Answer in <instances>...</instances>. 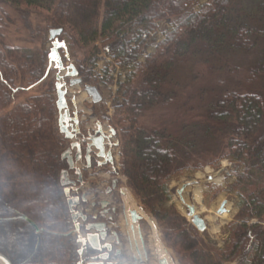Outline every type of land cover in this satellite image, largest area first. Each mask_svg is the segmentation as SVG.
Instances as JSON below:
<instances>
[{
  "label": "trees",
  "instance_id": "1",
  "mask_svg": "<svg viewBox=\"0 0 264 264\" xmlns=\"http://www.w3.org/2000/svg\"><path fill=\"white\" fill-rule=\"evenodd\" d=\"M6 7L25 17L46 13V27L33 32L37 36L43 29L38 54L7 43ZM164 23L173 28L166 30ZM53 28H62L58 37L69 43L72 56L93 46L77 60L84 82L113 83L107 66L102 77L93 75L100 52L129 68L113 99L121 170L182 264H264V0H0V154L33 155V175L41 182L39 199L12 201L0 193V253L12 264L78 262L58 182L67 163L51 144L54 79L46 83L48 90L18 101L46 75L50 54L44 44ZM161 31L164 38L158 40ZM151 45L155 49L149 52ZM241 53L253 55L248 82L263 90L226 89L202 99V124L141 122L145 111L179 100L169 87L178 65L191 58L230 60ZM224 158L235 166L230 188L240 189V209L220 247L200 236L176 208L169 182L208 165L218 167Z\"/></svg>",
  "mask_w": 264,
  "mask_h": 264
},
{
  "label": "rangeland",
  "instance_id": "2",
  "mask_svg": "<svg viewBox=\"0 0 264 264\" xmlns=\"http://www.w3.org/2000/svg\"><path fill=\"white\" fill-rule=\"evenodd\" d=\"M204 1L205 0H200V2ZM196 7H198V5H196ZM6 9L9 20L5 32L7 43L21 47L25 53H28L29 55L38 54L39 48L42 46L41 43L43 29L38 30L37 36H34L33 32L38 28L46 27V22L44 21L46 18V13H44L43 16L38 12H33L30 16L25 17L21 13H18L9 7H6ZM163 27L166 30H170L173 28V25L170 23H164ZM45 34L46 30L44 28V37ZM163 38L164 32L161 31L158 34V40ZM53 41L54 40L51 39L47 41L46 44H44L45 48L49 51V54L53 48ZM57 41L62 44V46L59 47L57 55L61 56L63 66L61 67V65H58L59 60L57 58L55 60H50L48 70L42 81L29 86L25 91L24 96H22V98L18 101H23L30 96L40 93L41 91L48 90L46 83H48L49 80L53 78L55 88L56 83L60 82L64 89L68 92L67 101L68 107L70 109V115L73 118L74 113H77V116L80 120L79 126L81 125L83 128L82 130L87 129L89 126L92 130L98 129V123L100 121L103 126L101 130H105L107 135L111 134L109 126L115 127L113 124V120L116 117L113 99L117 92V83L118 80L124 79L129 68H122L111 57H108L105 53L100 52L98 54L99 60L93 69V75L96 76L98 74L102 77L105 74L103 72L104 68L107 66L110 70L109 75L113 77L112 84L109 83L105 85L103 82H100L97 86L91 82H84L82 76L79 75L77 67V76H66L68 75V72L72 71L70 65L74 64L76 66L77 60L83 58L84 55H89L90 52H92L93 46L82 49L78 48L77 55L72 56L70 51L71 49L68 45L69 43L64 41V39L61 37H57ZM97 45L100 47V44ZM154 49L155 46L151 45L148 48V51L152 52ZM66 53L69 54L68 59L66 57ZM143 58L144 57L142 56L141 60H143ZM252 58L253 55L241 53L236 56L229 57L230 60L223 59L222 61H219L213 60V58H210L209 60L191 58L189 62L178 65L174 70V80L169 87L177 91L179 100L167 107H156L155 109H149L145 111V114L141 117V122L144 125H157L159 121H164L168 124L172 123V125L178 126L185 123H191V125L202 124L205 118V111L202 109L204 100L202 99L221 93L226 89H237L243 91L247 89H254L255 87L257 89L263 90L259 83L249 84L248 82V70L249 66L251 65ZM58 75H61L62 78L58 79ZM77 77L82 78L81 83L71 85L70 80L76 79ZM106 80L109 81L108 77H106ZM86 85L96 86L99 89L103 96V99L100 103H93L91 95H89L85 88ZM54 94V99L57 101V88L55 89ZM73 100H75V103H73ZM59 115L60 113L57 107V112L54 119L55 135L51 140V144L54 146L56 151L61 153L66 150L73 141L70 138H66L60 131L58 123ZM69 124L72 127L76 126L74 120H70ZM113 136L114 142H119L117 133H115ZM213 144V142L209 143V145L212 146ZM111 148L114 151L117 159V164L115 165L118 166V168H116V172L113 174L116 176V178H118L119 183L115 191L117 200L116 202H109V206L112 203H115L121 209V214L116 217L113 222L120 223L117 230L119 231V234L120 231L123 234L120 235V237L122 242L126 243L125 248L127 247V251H131V253H133V250H130L131 244H128L127 242L129 233L126 225L124 224V217L122 214L123 195L121 196L119 191L123 188L128 189L133 197L136 198L135 201L137 206L144 213L143 218L138 221V225L144 238L146 255L143 249L144 258L141 259V261L138 260V264H160V258L157 256L155 247L153 245L154 228L156 229L163 245L171 254L174 263L182 264L176 251L165 241L162 229L158 225L157 221L143 208L140 198L129 186L127 177L121 170L120 146L115 144L112 145ZM31 156L30 154L19 152L18 150H12L10 152H3L0 154V193L6 197L8 196L10 199H12V201L18 199L25 200V198L28 196H31L32 199L35 197L39 199L38 196L41 192V182L33 175V159ZM77 165H80V163ZM110 170L111 167H107V170H105L104 173H109ZM60 171L58 172V182L60 183L63 190V198L65 203L68 206L67 196L64 193V189L67 187L69 188V191H73V193L69 194V197H75L77 195L80 197L79 204L73 207L74 211H80L89 215L85 221L79 217L82 219L81 222H84L83 224L81 223V229H83V231H78L68 206L69 217L71 220L69 233L76 240L77 248L79 250L80 247H83V244L78 240V238H80V235L83 236L86 233H89L86 229V225L90 222L98 220L97 217L99 215H95L98 214L96 210H98L100 206L95 207V204L93 203L95 199L93 198L98 196V201H101L102 203L105 199L113 200V196L111 195L114 194L100 193V191L98 193L96 191H90V189L88 190V188H86L84 185H79L77 187V184H68L63 186L60 181ZM234 171L235 166H233V164L228 159L224 158L221 160L218 167L208 165L203 170H198L196 172H186L176 176L169 182L172 202L175 204L176 208L188 219V221L192 223L191 218L188 216L187 204L193 205L196 211L201 215V217L205 219L206 222V228L204 230H199L194 225L197 228L200 236H202L208 242L215 243L220 247H223L225 242L228 240L229 232L227 230V226L236 219L240 209V189L230 188L231 183H233L236 179ZM70 177L77 179V176L73 172L70 174ZM87 182L90 183V181ZM109 183L110 181L108 180H100L99 183H97L96 188L104 189L106 184ZM184 184H186V186H184ZM183 186L184 188H182ZM80 188L84 191L85 189L86 191H90V193L87 194L90 199L82 200V197L86 196V194L79 192ZM101 212L104 214V216L102 215L103 217L106 219L108 217L109 219L111 214L102 209ZM108 219L107 221H109ZM100 220H102V217H100L98 221ZM262 220L264 224V218ZM252 221L255 222L257 219L254 218ZM85 238H87V236ZM134 253L136 252L134 251ZM94 256H97L96 260L99 259V252L89 248L88 245V247H84L82 253H79L77 264H79V262H81V264H90V261H94ZM129 256L130 257L123 255L122 257H118L119 260H117V258L115 259L117 262L123 264H134V255ZM111 262L112 261L108 260L103 261L104 264H111ZM225 264H236V262L227 261Z\"/></svg>",
  "mask_w": 264,
  "mask_h": 264
},
{
  "label": "water",
  "instance_id": "3",
  "mask_svg": "<svg viewBox=\"0 0 264 264\" xmlns=\"http://www.w3.org/2000/svg\"><path fill=\"white\" fill-rule=\"evenodd\" d=\"M61 33H62V28H53L50 31V38L55 39ZM61 46H62V44L60 42H58L57 40H54L53 48H52V51L50 53L51 60L56 58V55L58 54V51H59L58 49ZM59 59H60V56H59ZM60 65L63 66L62 61H60ZM70 68L72 69V71L67 73L68 76H76L78 71H77L75 65L71 64ZM60 78H61V75H58V79H60ZM81 81H82V79L80 77H77L76 79H71L70 83H71V85H75V84L81 83ZM56 88H57V95H58L57 107H58V110L60 113L59 120H58L59 128H60V131L65 134L66 138L71 139L74 137V134L68 130L67 119L70 116V109L68 107V102H67V97H66L67 91L65 89H63V86L60 82L56 83ZM85 88H86L87 92L89 93V95H91L93 102L97 103V102H100L102 100V98H103L102 94L100 93L99 89L96 86L86 85ZM74 102H75V100H73V103ZM73 120L77 126L76 132H79L80 127H79V119H78L77 113H74ZM100 125L101 124L99 123V126ZM113 132L115 133L114 130H113ZM96 140H97L99 146H103L102 145V137H98L94 141L96 142ZM77 144L78 143H76V142H72L71 146L73 147V145H77ZM79 147H80V145H79ZM70 151H71V148H67L61 154V157L66 158L67 162H68V168H64L60 172V181H61V184L63 186L75 183L74 180H71L69 178V170L75 169L74 160L79 159L81 157V149L80 148H78V153L75 156V158L72 157V155L70 154ZM89 151L90 150L87 149L86 157H87L88 161H89ZM76 171H79V170L76 168ZM184 186H186V184H184ZM184 186L182 188H184ZM64 193L67 196V202H68V206L70 208V211L72 213L73 221L76 223L79 217H81L84 221L87 220L86 214H84L83 212H80V211H74V209H73V207L80 202V199L78 197H69V188H67V187L64 189ZM82 200H85V198L82 197ZM183 201H184V199H183ZM101 204H102V206H105L107 204V202L103 201ZM187 207H188V216L191 218L192 223L199 230H204L206 228L205 219L203 217H201V215L196 211V209L193 205L187 204ZM131 216H132V220L134 222H136L142 218V215L138 214L137 211H135V210L131 211ZM105 226H106L105 222H90V223H88L86 225V229L89 230V233L87 234V238L81 239L82 243L83 244L89 243L91 245V247L95 250H102L103 248H106L108 251L112 250V245L110 243H105V244L101 245V239H105L107 236V231L105 229ZM76 227L80 228L78 223H76ZM93 228L97 231L96 233L91 232V229H93ZM141 237L143 239L142 234H141ZM79 252L81 253V250H79ZM108 257H109L108 252L102 253L100 255V258L103 260H106ZM0 262H2L3 264H12L10 259H8L2 253H0ZM102 263H103L102 261H99L97 263L96 262H90V264H102ZM159 263L160 264H167V260L166 259H160Z\"/></svg>",
  "mask_w": 264,
  "mask_h": 264
},
{
  "label": "flooded vegetation",
  "instance_id": "4",
  "mask_svg": "<svg viewBox=\"0 0 264 264\" xmlns=\"http://www.w3.org/2000/svg\"><path fill=\"white\" fill-rule=\"evenodd\" d=\"M70 120H73L71 115L68 117L67 121L69 122ZM102 127L103 126L100 125L98 129L92 130L89 126L87 129L82 130L83 128L80 125L79 132H76L77 128L72 129V133L74 134V139H75L74 142L80 145L79 148L81 149V157L79 159L74 160V164L80 163V165H77L79 171H76V168L70 169L69 174L73 172L77 176V179L79 181L81 180L82 183H83V180L84 181L89 180L90 184L88 188L90 189V191H96L97 193L100 191V193H105V194L113 193L114 195H111L113 196V200H108V199L106 200L108 201V204L106 205L109 206L110 201L116 202L117 200V195L115 196V191L117 189L118 183L116 181L111 180L109 184H106V187L104 189H100V188L97 189L96 187H97V183H99L100 180H104V179L109 180V176L112 173L111 170L109 171V175H105L106 173H104V171L107 170V167H109V165L115 164L114 155L112 153L111 147L112 145H115V144L119 145V142H114L113 135L116 133V130H115V133L106 135L104 134L103 130H101ZM98 137H102L103 146H99L97 140L96 142L94 141ZM67 148H71L70 154L72 155L73 158H75V156L78 153V148L72 147L71 144ZM87 149L90 150L89 151V161L87 160V157H86ZM62 159L66 160V163H67L66 168H68L67 159L66 158H62ZM97 197L96 198L94 197L95 200L93 203L95 204V207L102 206L101 201L99 202ZM117 207L118 205L113 203V208H112L113 211L109 217L110 220H113L118 216ZM98 215L104 216L102 212L101 213L98 212L97 216ZM104 218L105 217H103V219ZM109 229L110 228L108 227V232L110 233ZM110 255H113L112 251H110Z\"/></svg>",
  "mask_w": 264,
  "mask_h": 264
},
{
  "label": "bare ground",
  "instance_id": "5",
  "mask_svg": "<svg viewBox=\"0 0 264 264\" xmlns=\"http://www.w3.org/2000/svg\"><path fill=\"white\" fill-rule=\"evenodd\" d=\"M123 200H124V204H125V207H126V215H125V217H126L127 222L129 223V224L126 223V226H127V229H128V233H129L128 235H129V237L131 239V242L133 244V248L135 249V252L140 251V252H138V253L141 254V258L140 259H143L144 258L143 246H142V242H141L140 237H139V227L136 224L134 226V228H132L130 211L132 209H135L138 212H140L142 215L144 213L137 206V203H136L135 199L133 198V196L130 193V191L127 190V189L124 190ZM153 228H154V226H153ZM153 245L155 247L156 254H157V256L159 258L166 259L167 260V264H175L171 254L168 251V249L163 245L162 241L160 240L155 228H154V234H153ZM136 256H137V254H136ZM0 264H3V263L0 262Z\"/></svg>",
  "mask_w": 264,
  "mask_h": 264
},
{
  "label": "snow or ice",
  "instance_id": "6",
  "mask_svg": "<svg viewBox=\"0 0 264 264\" xmlns=\"http://www.w3.org/2000/svg\"><path fill=\"white\" fill-rule=\"evenodd\" d=\"M73 147L79 148V145L78 144L77 145H73Z\"/></svg>",
  "mask_w": 264,
  "mask_h": 264
}]
</instances>
